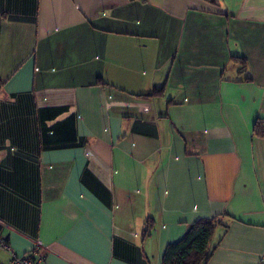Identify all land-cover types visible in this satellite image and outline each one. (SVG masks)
Segmentation results:
<instances>
[{
    "label": "crops",
    "instance_id": "1",
    "mask_svg": "<svg viewBox=\"0 0 264 264\" xmlns=\"http://www.w3.org/2000/svg\"><path fill=\"white\" fill-rule=\"evenodd\" d=\"M259 118L264 0H0V241L162 264L216 219L208 264H262Z\"/></svg>",
    "mask_w": 264,
    "mask_h": 264
},
{
    "label": "trees",
    "instance_id": "2",
    "mask_svg": "<svg viewBox=\"0 0 264 264\" xmlns=\"http://www.w3.org/2000/svg\"><path fill=\"white\" fill-rule=\"evenodd\" d=\"M242 60L246 67L244 58L237 57ZM162 93V90L153 92ZM148 94L141 95L143 97L151 96ZM257 137H264V120L259 118L253 128ZM149 224V221L146 222ZM219 225L216 219H205L195 222L188 233L179 241L169 244L164 252L162 264H208L214 247L212 240L215 228ZM150 229L147 226L145 236L149 235Z\"/></svg>",
    "mask_w": 264,
    "mask_h": 264
},
{
    "label": "built area",
    "instance_id": "3",
    "mask_svg": "<svg viewBox=\"0 0 264 264\" xmlns=\"http://www.w3.org/2000/svg\"><path fill=\"white\" fill-rule=\"evenodd\" d=\"M0 244L7 248L12 257L13 264H42L41 257L36 254L26 255V256H18L13 251H11V247L5 241H0ZM264 264V262L262 263Z\"/></svg>",
    "mask_w": 264,
    "mask_h": 264
}]
</instances>
